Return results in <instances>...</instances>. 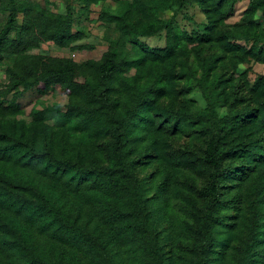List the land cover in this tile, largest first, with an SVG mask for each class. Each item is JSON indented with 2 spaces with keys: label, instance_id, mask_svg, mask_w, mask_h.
I'll return each instance as SVG.
<instances>
[{
  "label": "trees",
  "instance_id": "obj_1",
  "mask_svg": "<svg viewBox=\"0 0 264 264\" xmlns=\"http://www.w3.org/2000/svg\"><path fill=\"white\" fill-rule=\"evenodd\" d=\"M78 1L89 14L105 0ZM239 1H125L120 14L103 10L98 19L114 24L118 44L138 47L140 57L107 47L99 57L76 61L29 53L47 42L94 50L77 43L86 32L76 28L74 10L52 11L47 0H0L9 11L0 27L6 77L0 87V264H264V75L242 95L233 75L213 73L223 55L200 58L199 70L187 63L188 45H217L240 62H264V28L255 18L264 15V0H250L244 18L224 28ZM190 4L206 17L202 30L180 28L177 16ZM161 33L164 47L141 40ZM181 57L205 108L159 103ZM57 86L67 103L53 110L36 102L30 121L20 117L26 93L40 98ZM221 106H228L223 115ZM171 121L177 132L184 125L200 128L207 136L200 154L167 157ZM147 158L159 162L153 194L138 172ZM176 158L204 182L195 202H181L189 219L172 214L171 229L163 224ZM236 214L243 234L226 262L221 254L233 232L223 230Z\"/></svg>",
  "mask_w": 264,
  "mask_h": 264
},
{
  "label": "rangeland",
  "instance_id": "obj_2",
  "mask_svg": "<svg viewBox=\"0 0 264 264\" xmlns=\"http://www.w3.org/2000/svg\"><path fill=\"white\" fill-rule=\"evenodd\" d=\"M32 2L36 0H31ZM43 1V0H38ZM49 2L48 9L58 12L65 13L68 9L74 10V18L76 23V28H82L85 30V38L78 41L77 43H88L95 46V49L88 52H78L71 51L69 48H58L52 42H47L41 44L37 49L31 50L29 53L37 54H50V55H59L66 56L75 59L76 61H82L88 57H99L107 47H113L124 56H128L131 59L140 57V50L138 47L131 45H119L118 42L121 38L120 32L116 29L114 24H106L98 19L99 13L103 10H108L114 14H120L125 8V1L130 0H105L91 6L89 14L83 10V4L78 0H47ZM250 0H241L239 1L232 12L225 21L224 28L232 29L234 25L240 22L244 18V12ZM9 15L8 10H4L0 6V27L5 23ZM172 15V12H168V16ZM261 22V28H264V15L257 13L255 16ZM177 20L179 22L180 28L186 31L192 30H202L203 25L206 23V17L196 4H190L181 11ZM142 41L147 43L149 47H164L166 46L165 33H161L152 37L141 38ZM241 44H244V40H239ZM250 45V44H248ZM205 47L188 45L187 48L190 50V53L187 54L188 64L193 69L199 70L200 58H208L209 55L213 52L216 54H221L222 60L218 62L216 69L213 73H221L225 75H233L234 81L240 85L239 93L244 95L246 93L245 87L252 86L260 77L264 75V62L256 60L254 58H247L245 61H238L235 56H232L230 52L223 51L217 45H203ZM187 61V59H186ZM237 64L234 65V63ZM184 62L185 57L177 59V62L174 64L171 73V80L168 82V95L163 96L159 99L161 106L165 108H175L183 110L185 108H190L191 110L197 108H205L206 100L202 92L197 88L196 82L193 79H189L184 74ZM5 63H0V87L6 82L5 77ZM256 98L257 95L255 96ZM22 105L24 107V113L22 116L27 121H30L29 112L31 108L37 102L38 108H48L55 109L61 105H64L68 101V95L66 91L57 86L54 91L49 95L37 98L35 93L28 92L21 99ZM264 101V100H263ZM252 107L258 106L257 103L252 104ZM241 107V106H240ZM228 106H221L219 112L223 115ZM261 109H264V104L261 106ZM173 122L171 121L170 130L164 135L167 140L166 153L167 157L173 158L176 155L186 151L193 153L195 155L200 154L204 148L205 140L207 136H204L200 132H197V127H189L184 125L182 132H177L173 130ZM173 130V131H171ZM163 140V139H162ZM141 145V141L139 143ZM136 149H139V146L134 145ZM177 161H174L178 170L172 171V181L170 186V191L168 194L167 202L170 208L169 216H166L164 219L167 221L163 225H168L169 228L173 229L171 219L169 218L172 214L183 217V219H189V214H186L183 211H180L181 202L192 204L196 191L204 182V178L195 174L192 169L188 166H185L183 160L176 158ZM147 161H150L151 164L141 166L138 169L140 177H144L148 180L151 185L150 193L155 192V187L159 181V177L156 178V173L159 169V162H155L153 158H147ZM170 166V164H168ZM156 179L153 181V179ZM185 195L183 199L181 193ZM234 209H229L226 212L234 213ZM225 212V213H226ZM237 214L230 218L229 222L234 223L232 226H227L224 228L223 233L233 232V235H230L231 242L229 248L221 256L225 257L226 262L232 257L235 253V246L238 245L240 241V235L243 234V228L240 231V218H237ZM222 252V249H221Z\"/></svg>",
  "mask_w": 264,
  "mask_h": 264
}]
</instances>
